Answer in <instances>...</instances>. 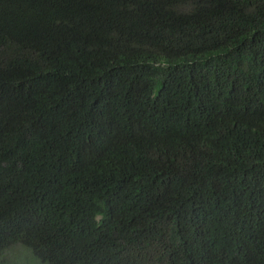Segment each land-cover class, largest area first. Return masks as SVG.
Instances as JSON below:
<instances>
[{
    "label": "trees",
    "instance_id": "16d2710c",
    "mask_svg": "<svg viewBox=\"0 0 264 264\" xmlns=\"http://www.w3.org/2000/svg\"><path fill=\"white\" fill-rule=\"evenodd\" d=\"M0 264H264V0H0Z\"/></svg>",
    "mask_w": 264,
    "mask_h": 264
}]
</instances>
